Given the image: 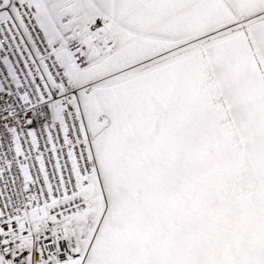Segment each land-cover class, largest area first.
<instances>
[{"label": "snow or ice", "instance_id": "6c2138e0", "mask_svg": "<svg viewBox=\"0 0 264 264\" xmlns=\"http://www.w3.org/2000/svg\"><path fill=\"white\" fill-rule=\"evenodd\" d=\"M0 264H264V0H0Z\"/></svg>", "mask_w": 264, "mask_h": 264}]
</instances>
